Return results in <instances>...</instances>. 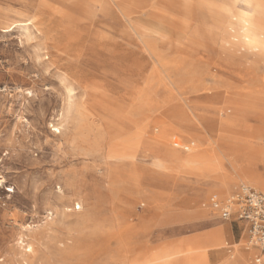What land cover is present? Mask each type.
Segmentation results:
<instances>
[{
    "label": "rangeland",
    "instance_id": "rangeland-1",
    "mask_svg": "<svg viewBox=\"0 0 264 264\" xmlns=\"http://www.w3.org/2000/svg\"><path fill=\"white\" fill-rule=\"evenodd\" d=\"M33 17L86 30L77 82ZM0 21V264H255L210 198L264 191V0H0Z\"/></svg>",
    "mask_w": 264,
    "mask_h": 264
},
{
    "label": "bare ground",
    "instance_id": "bare-ground-1",
    "mask_svg": "<svg viewBox=\"0 0 264 264\" xmlns=\"http://www.w3.org/2000/svg\"><path fill=\"white\" fill-rule=\"evenodd\" d=\"M24 12H12V15H9L8 19H11V21H14V24L16 25L13 29H17L18 27L23 26L20 21L14 20L18 17L24 16ZM27 16H30L29 14ZM44 17V16H43ZM252 17V16H251ZM7 18V17H6ZM8 21V20H7ZM10 22V21H8ZM49 23V24H48ZM46 23L43 18L33 17L32 18V25L36 29V31L43 36L44 41L42 43V49L45 51V57H46V63H53L56 64L58 62H62L61 66L68 69L71 74H67L70 81H76L77 75H85L86 70L89 67V63L84 59L85 53H84V40L86 36V30L76 26L74 27L70 23H66L65 21L61 20V23L63 25V29L60 30L61 38L58 39L57 35H50L51 30V24H54V20L50 19L49 22ZM6 23L0 21V26L4 25ZM60 24V23H58ZM59 26V25H58ZM62 27V26H61ZM73 31H76V33L73 34ZM38 34V35H39ZM88 35V33H87ZM29 48L28 46H25V50ZM94 48V47H93ZM78 49L76 52H73V50ZM74 50V51H75ZM114 57V56H113ZM29 65V64H28ZM74 83V82H73ZM247 185V184H243ZM257 190H260L254 186H251ZM262 191V190H260ZM226 199V198H225ZM224 200V199H223ZM80 208V207H79ZM250 245V244H249Z\"/></svg>",
    "mask_w": 264,
    "mask_h": 264
},
{
    "label": "built area",
    "instance_id": "built-area-1",
    "mask_svg": "<svg viewBox=\"0 0 264 264\" xmlns=\"http://www.w3.org/2000/svg\"><path fill=\"white\" fill-rule=\"evenodd\" d=\"M210 204L220 220L244 224L249 244L255 250L254 262L264 264V191L242 184L224 200L211 197Z\"/></svg>",
    "mask_w": 264,
    "mask_h": 264
},
{
    "label": "crops",
    "instance_id": "crops-1",
    "mask_svg": "<svg viewBox=\"0 0 264 264\" xmlns=\"http://www.w3.org/2000/svg\"><path fill=\"white\" fill-rule=\"evenodd\" d=\"M231 222H233V221H231ZM246 231V230H245Z\"/></svg>",
    "mask_w": 264,
    "mask_h": 264
}]
</instances>
